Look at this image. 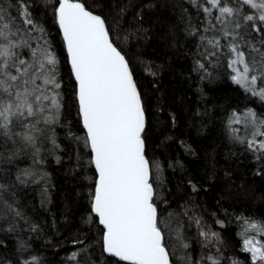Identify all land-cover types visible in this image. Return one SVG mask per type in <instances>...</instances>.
Masks as SVG:
<instances>
[{
    "label": "trees",
    "instance_id": "trees-1",
    "mask_svg": "<svg viewBox=\"0 0 264 264\" xmlns=\"http://www.w3.org/2000/svg\"><path fill=\"white\" fill-rule=\"evenodd\" d=\"M20 2L43 29L32 36L57 58L62 107L59 123L38 139V154L29 148L12 163L0 164L6 169L0 171V183L7 186L2 198L21 213L0 217V264H123L103 253L102 228L91 212L96 173L87 163L90 151L83 140L75 81L53 15L56 0ZM81 2L105 20L140 93L154 203L171 264H211L209 256L219 264H253L244 240L264 244V234L250 228L252 223L264 227V158L257 159L261 154L247 146L253 129L245 117L251 111L264 120V99L231 80L224 47L230 38L222 36L219 8L207 0L196 1L200 7L190 0ZM222 4L239 7L242 15L254 11L245 13L247 6L235 0ZM0 8L23 27L17 0H0ZM222 19L245 39L255 43L260 38L250 27L251 36L243 28L234 29L237 17ZM190 25L198 34H188ZM201 36L205 45L220 40L218 51L207 49L216 56H205ZM197 61L204 69L198 70ZM22 169L33 173L25 184L16 180ZM73 252L75 260L69 259Z\"/></svg>",
    "mask_w": 264,
    "mask_h": 264
},
{
    "label": "snow or ice",
    "instance_id": "snow-or-ice-1",
    "mask_svg": "<svg viewBox=\"0 0 264 264\" xmlns=\"http://www.w3.org/2000/svg\"><path fill=\"white\" fill-rule=\"evenodd\" d=\"M17 2L23 27L8 20L0 8V164L12 163L29 148L34 149V156L38 154L39 137L49 131L48 126L59 123L62 107L57 58L48 47L39 44V37L32 36L43 29L34 24L26 6L20 0ZM191 2L200 7L196 0ZM235 2L247 6L245 13L254 11L242 15L239 7L225 6L222 0H207L212 8H219L220 16L216 19L225 24L222 36L230 38L224 47L232 82L264 99V0ZM53 9L75 81L78 115L86 132L83 140L90 150L87 163L95 168L90 207L103 226L102 251L124 264H170L160 227L163 221L154 203L152 168L145 152V110L129 64L110 39L105 20L81 0H56ZM204 11L211 12L207 7ZM223 17H237L234 29L243 28L251 36L250 27L260 38L253 43L239 31H230ZM189 28V35L198 34L193 26ZM200 40L201 46L206 47V57L217 54L207 51L208 48L218 51L222 47L217 38L207 40L206 45L204 36ZM196 63L198 70L204 69L203 63ZM245 119L253 128V139L247 140V146L259 152L257 159H262L264 139L257 142L255 137L264 136V120L251 111ZM48 138L56 146L55 140ZM32 175L22 169L16 180L25 184ZM4 191L7 186L0 183V217L6 219L10 213L20 216L12 204L3 200ZM250 228L264 234V227L255 223ZM200 235L208 238L206 232ZM244 250L251 252L253 264H264V244L245 238ZM76 256L73 252L69 259L75 260ZM208 260L219 264L211 256Z\"/></svg>",
    "mask_w": 264,
    "mask_h": 264
},
{
    "label": "water",
    "instance_id": "water-1",
    "mask_svg": "<svg viewBox=\"0 0 264 264\" xmlns=\"http://www.w3.org/2000/svg\"><path fill=\"white\" fill-rule=\"evenodd\" d=\"M57 26H58V24H57ZM58 29H59V26H58ZM59 32H60V30H59ZM60 35H61V38H62V34L60 33ZM62 41H63V38H62ZM64 44V43H63ZM64 48H65V46H64ZM65 51H66V48H65ZM66 55H67V51H66ZM69 67H70V64H69ZM78 105V104H77ZM80 118V117H79ZM80 123H81V127H82V129H83V125H82V120H81V118H80ZM83 131H84V133H85V135H86V132H85V130L83 129ZM90 151V150H89ZM93 168H94V166H93ZM94 170H95V168H94ZM93 214V216H95V214L94 213H92ZM96 217V216H95ZM97 219H98V217H96ZM98 222H99V220H98ZM100 225V224H99ZM101 226V228L103 229V226L102 225H100ZM105 254V256H107V257H110V256H108L106 253H104ZM110 258H112V259H114V260H116L117 262H120V263H123L124 264V262H122V261H119L118 260V258H115V257H110ZM170 264H171V262H170Z\"/></svg>",
    "mask_w": 264,
    "mask_h": 264
},
{
    "label": "rangeland",
    "instance_id": "rangeland-1",
    "mask_svg": "<svg viewBox=\"0 0 264 264\" xmlns=\"http://www.w3.org/2000/svg\"><path fill=\"white\" fill-rule=\"evenodd\" d=\"M191 1V0H190ZM196 1H198V0H196ZM34 44V43H33ZM35 45V44H34ZM243 89V88H242ZM244 90V89H243ZM245 91V90H244ZM246 92V91H245ZM247 93H249V94H251L250 92H247ZM249 120L251 119L250 117L248 118ZM246 124L247 125H250L247 121H246ZM54 125V124H53ZM53 125H50V126H48L49 128L50 127H52ZM251 126V125H250ZM41 127H44L43 125H41ZM253 129V128H252ZM42 136H40L39 138H41ZM262 138H264V136L262 137ZM256 140V139H255ZM257 141V140H256ZM38 142V141H37Z\"/></svg>",
    "mask_w": 264,
    "mask_h": 264
}]
</instances>
